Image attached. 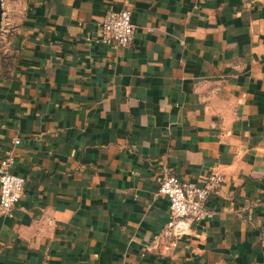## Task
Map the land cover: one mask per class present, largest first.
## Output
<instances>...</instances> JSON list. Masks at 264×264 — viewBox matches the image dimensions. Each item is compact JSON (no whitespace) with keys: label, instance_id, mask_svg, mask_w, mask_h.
Listing matches in <instances>:
<instances>
[{"label":"crops","instance_id":"obj_1","mask_svg":"<svg viewBox=\"0 0 264 264\" xmlns=\"http://www.w3.org/2000/svg\"><path fill=\"white\" fill-rule=\"evenodd\" d=\"M128 8L126 49L97 42ZM0 160L26 181L0 264H264V0H11ZM3 9V10H4ZM9 14V15H8ZM8 16V17H7ZM164 169L225 178L165 253Z\"/></svg>","mask_w":264,"mask_h":264},{"label":"built area","instance_id":"obj_2","mask_svg":"<svg viewBox=\"0 0 264 264\" xmlns=\"http://www.w3.org/2000/svg\"><path fill=\"white\" fill-rule=\"evenodd\" d=\"M98 27L97 42L120 49L131 45L136 31L132 12L128 8L108 10ZM13 143L14 146L0 160V213L9 217L14 216L26 185L25 179L13 172L16 163L14 147L21 141L17 139ZM224 183L225 178L220 173H213L203 184H197L183 181L164 169L157 196L169 200L170 214L165 228L155 237L163 252H172L182 239L191 234L194 225L213 217L208 201L212 195L219 193Z\"/></svg>","mask_w":264,"mask_h":264},{"label":"rangeland","instance_id":"obj_3","mask_svg":"<svg viewBox=\"0 0 264 264\" xmlns=\"http://www.w3.org/2000/svg\"><path fill=\"white\" fill-rule=\"evenodd\" d=\"M9 1L11 2V0H3V9L5 4L9 3ZM5 15L6 9H4L2 30L0 32V74L7 78L16 65L18 53L12 48L10 43V38L13 36L14 32L8 30V27L4 24Z\"/></svg>","mask_w":264,"mask_h":264},{"label":"water","instance_id":"obj_4","mask_svg":"<svg viewBox=\"0 0 264 264\" xmlns=\"http://www.w3.org/2000/svg\"><path fill=\"white\" fill-rule=\"evenodd\" d=\"M3 14H4V10H3V0H0V32L2 30Z\"/></svg>","mask_w":264,"mask_h":264}]
</instances>
